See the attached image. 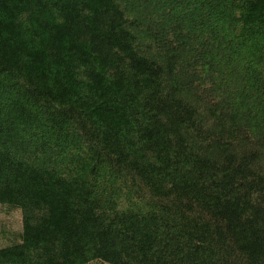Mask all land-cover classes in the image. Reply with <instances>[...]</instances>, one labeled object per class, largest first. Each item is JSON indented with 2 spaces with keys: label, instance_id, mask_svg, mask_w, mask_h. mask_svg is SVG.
Listing matches in <instances>:
<instances>
[{
  "label": "trees",
  "instance_id": "1",
  "mask_svg": "<svg viewBox=\"0 0 264 264\" xmlns=\"http://www.w3.org/2000/svg\"><path fill=\"white\" fill-rule=\"evenodd\" d=\"M0 264H264V0H0Z\"/></svg>",
  "mask_w": 264,
  "mask_h": 264
},
{
  "label": "rangeland",
  "instance_id": "2",
  "mask_svg": "<svg viewBox=\"0 0 264 264\" xmlns=\"http://www.w3.org/2000/svg\"><path fill=\"white\" fill-rule=\"evenodd\" d=\"M18 231L20 229V214L18 211L13 212L10 215H6L0 206V246H4L7 242L2 238L1 232L3 230Z\"/></svg>",
  "mask_w": 264,
  "mask_h": 264
}]
</instances>
